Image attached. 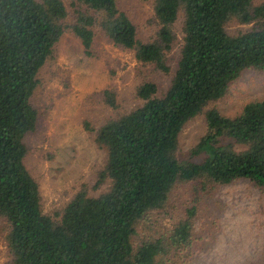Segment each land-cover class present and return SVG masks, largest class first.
<instances>
[{
	"label": "trees",
	"instance_id": "obj_1",
	"mask_svg": "<svg viewBox=\"0 0 264 264\" xmlns=\"http://www.w3.org/2000/svg\"><path fill=\"white\" fill-rule=\"evenodd\" d=\"M152 7L160 29L145 42L117 0H0V222L12 264H170L193 244L196 207L185 210L169 237L141 239L139 227L164 208L179 182L200 181L205 190L249 180L264 189V99L234 118L208 110L195 151L202 160L176 156L190 121L245 70L264 72V0H154ZM181 15L183 43L169 87L160 93L155 83L143 84L142 106L97 131L107 152L101 179L111 181L110 189L97 197L80 192L60 215L45 213L40 184L26 166V139L38 127L32 99L55 46L70 32L92 57L102 30L139 63L169 73ZM232 21L258 25L232 35ZM104 96L118 108L114 91ZM225 138L233 144L224 145Z\"/></svg>",
	"mask_w": 264,
	"mask_h": 264
},
{
	"label": "rangeland",
	"instance_id": "obj_2",
	"mask_svg": "<svg viewBox=\"0 0 264 264\" xmlns=\"http://www.w3.org/2000/svg\"><path fill=\"white\" fill-rule=\"evenodd\" d=\"M153 1L117 0L145 42L154 41L160 29ZM254 24L258 25L232 21L227 31L237 35ZM183 25L181 15L173 27L174 48L167 55L169 73L139 63L132 51L115 46L102 30L95 37L92 57L72 33L63 35L40 73L41 83L32 99L40 115L38 127L26 139V166L40 184L45 213L60 215L80 192L97 197L110 189L111 181L101 179L107 152L96 141L97 131L106 122L142 106L137 92L143 84L155 83L160 93L169 87L183 43ZM106 90L116 94L117 109L106 104ZM263 99L264 72L245 70L224 97L185 126L177 158L183 163L202 160L195 151L208 130V110L234 118L246 105ZM222 142L233 144L226 138ZM191 206L197 209L193 244L177 253L170 264H264V189L249 180L205 190L200 181L179 182L164 208L152 212L140 225L141 239L169 237ZM3 229L0 222V264H12Z\"/></svg>",
	"mask_w": 264,
	"mask_h": 264
}]
</instances>
